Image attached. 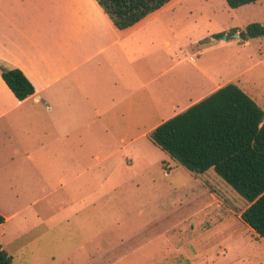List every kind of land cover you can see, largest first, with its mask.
I'll return each instance as SVG.
<instances>
[{"label": "crops", "instance_id": "crops-1", "mask_svg": "<svg viewBox=\"0 0 264 264\" xmlns=\"http://www.w3.org/2000/svg\"><path fill=\"white\" fill-rule=\"evenodd\" d=\"M177 2L170 0L120 29L95 0H0V64L21 69L35 89L19 100L0 76V204L26 203L9 212L0 206L5 218L0 227L14 223L7 244H17L11 249L0 240L12 264L15 251L37 248L49 250L46 259L33 253L21 264H170L161 254L163 246L152 243L168 229L147 232L153 222L147 214L108 211L110 204L133 201L108 195L109 190L137 166L146 167L153 150L160 153V165L169 159L150 140L151 130L220 86L234 81L264 111V36L245 40L247 46L252 40L259 44L237 59L236 71L230 72L234 62H227L226 76H220L211 54L217 44L228 45L226 35L218 40L213 36L224 30L205 28L199 37L186 36V23L168 17ZM188 47L196 52L189 53ZM86 154L95 161L85 166ZM85 174L89 176L84 180ZM198 184L205 189L200 193L202 208L209 200L215 217L230 213L242 221L248 203L234 210L205 182ZM59 187L71 193L70 187L82 188L76 198L98 202L104 211L99 214L113 220L92 233L119 229L145 238L80 243L67 238L59 243V230L38 227L41 212L23 214L26 206ZM48 219L53 222V215L43 221ZM26 220L32 226H24ZM42 236L49 237L48 250L41 245ZM189 251L194 256L198 252L193 245ZM259 258L264 264V252Z\"/></svg>", "mask_w": 264, "mask_h": 264}, {"label": "rangeland", "instance_id": "rangeland-1", "mask_svg": "<svg viewBox=\"0 0 264 264\" xmlns=\"http://www.w3.org/2000/svg\"><path fill=\"white\" fill-rule=\"evenodd\" d=\"M169 15L168 17H174L186 23V36L190 38L203 35L205 28L213 31L224 30V33L216 39L226 35L228 45L217 44L211 55L218 63L219 75L226 76L227 69L224 70V67L226 68L227 62L231 64L234 62L233 68L229 70L236 71L237 67H240V60L237 59L246 51L253 53L252 47L259 44L257 40H252L251 45L247 46L244 40L233 37L236 32L230 33L231 29L244 30L246 25L253 21L264 25V0L235 9L228 7L225 0H179L175 4L174 12ZM219 44L222 43L219 42ZM187 51L196 52L193 47H188ZM261 51L264 54V44ZM151 153L153 157L149 164L145 165L146 167L137 166L125 175L115 190L108 192V195L132 197L133 201L128 204H110L108 211L114 214L135 212L147 214L148 218L153 219L152 224L145 230L147 232L161 231V228L164 231L168 229L167 233L156 238L152 243L163 246L164 251L161 254L167 257L170 264H245L246 258L250 259V263L247 264H259V257L264 252V239L256 237L254 230L234 214L224 213L223 216L215 217L209 200L206 209L202 208L200 193L205 189L198 184V180L205 182L210 191L216 192L217 196L223 198L225 204L234 207V210L248 202L223 181L212 168L204 173H192L170 158L163 160L160 165V153L155 150ZM94 161L92 155H85V166ZM88 176L89 174H85L84 180ZM95 178H98V173ZM95 188L98 187L95 186ZM69 189H74V193L69 190L66 192V187H59L52 195L41 199L40 202L28 204L23 214L29 216L36 211L41 212L43 216L38 227L43 229L50 225L59 230L57 235L59 243L67 242V238H71L70 242L73 243L119 242L120 238L124 242H133L136 238L139 240L145 238L143 234L133 237L125 230L119 229L100 236L96 232L92 233V230L104 227L110 222L113 223V220H108L107 215L99 214L104 211L98 202L84 203L80 197L76 198L80 195L82 188L70 187ZM84 190L86 193L89 188L85 186ZM70 196H74L73 203L69 202ZM25 204V202L6 203L0 206L9 212L14 207L20 208ZM49 214L53 215L54 221L51 222L49 219L43 221V218ZM27 220L24 226H32L31 221ZM13 227V221L0 227V240L3 243L7 244L11 240L8 234ZM62 229L64 231L61 232ZM48 238V236H42L41 241V245L47 250L50 245ZM256 239L258 240L255 241ZM14 244L16 245L17 241L7 244V247L12 249ZM191 245L198 250L196 256L189 251ZM37 250L38 248L28 249L22 254H19L18 250L16 254L15 251L14 264H21L22 258L32 259L33 253L40 255L41 259H46L49 250L43 251L42 248Z\"/></svg>", "mask_w": 264, "mask_h": 264}, {"label": "trees", "instance_id": "trees-1", "mask_svg": "<svg viewBox=\"0 0 264 264\" xmlns=\"http://www.w3.org/2000/svg\"><path fill=\"white\" fill-rule=\"evenodd\" d=\"M111 22L127 28L170 0H95ZM258 0H225L235 9ZM240 40L264 36V25L232 28ZM224 32L213 34L214 37ZM0 76L19 100L35 91L17 67L0 64ZM150 140L192 173L212 168L248 205L240 217L264 239V111L239 86L228 82L154 127ZM5 218L0 213V224ZM0 264L12 257L0 244Z\"/></svg>", "mask_w": 264, "mask_h": 264}, {"label": "water", "instance_id": "water-1", "mask_svg": "<svg viewBox=\"0 0 264 264\" xmlns=\"http://www.w3.org/2000/svg\"><path fill=\"white\" fill-rule=\"evenodd\" d=\"M234 36H235V37H238L239 35H238V33H235ZM223 37H225V36H223Z\"/></svg>", "mask_w": 264, "mask_h": 264}]
</instances>
